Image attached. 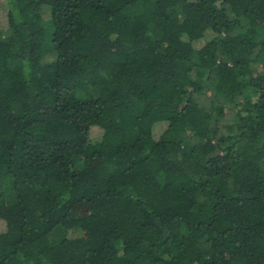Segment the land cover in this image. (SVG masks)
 <instances>
[{"label":"trees","instance_id":"obj_1","mask_svg":"<svg viewBox=\"0 0 264 264\" xmlns=\"http://www.w3.org/2000/svg\"><path fill=\"white\" fill-rule=\"evenodd\" d=\"M258 58L264 0H0V264H264Z\"/></svg>","mask_w":264,"mask_h":264},{"label":"rangeland","instance_id":"obj_2","mask_svg":"<svg viewBox=\"0 0 264 264\" xmlns=\"http://www.w3.org/2000/svg\"><path fill=\"white\" fill-rule=\"evenodd\" d=\"M46 9H48V8H46ZM48 10H49V9H48ZM48 21H49V17H48V15L42 13V22H43V24L45 25ZM9 34H10V33L7 32V33L4 35V37H5V38L8 37ZM45 59H46L47 61H49V60H51L52 58H51V56H46ZM253 65H254V67L258 70V72H262V71L264 70V59H263V58H258L257 60H255V61L253 62ZM205 98H206V97H205ZM206 104H207V103H206ZM225 115H226L225 119H229V118H231V116H232V111L229 110V109H226V110H225ZM164 128H165V125H164V124H159V125L155 128V133L157 134V136H158V134L162 133V131L164 130ZM1 230H2V228H0V231H1ZM68 236H69V237H74L75 234L72 233V235H71V233H69Z\"/></svg>","mask_w":264,"mask_h":264}]
</instances>
